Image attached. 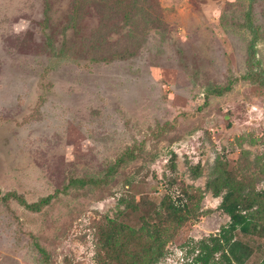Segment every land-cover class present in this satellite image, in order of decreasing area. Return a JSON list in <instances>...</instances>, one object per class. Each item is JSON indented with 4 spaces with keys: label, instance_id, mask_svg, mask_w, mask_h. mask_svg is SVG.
<instances>
[{
    "label": "rangeland",
    "instance_id": "obj_1",
    "mask_svg": "<svg viewBox=\"0 0 264 264\" xmlns=\"http://www.w3.org/2000/svg\"><path fill=\"white\" fill-rule=\"evenodd\" d=\"M251 65L264 72V0H0V189L29 202L60 190L39 212L0 205V264H95L104 217L138 227L149 212L121 197L205 191L217 159L262 190L264 85L206 92ZM128 149L100 186L66 187ZM221 199L205 191L157 264H194L195 243L229 222ZM261 210L242 264H264Z\"/></svg>",
    "mask_w": 264,
    "mask_h": 264
},
{
    "label": "trees",
    "instance_id": "obj_2",
    "mask_svg": "<svg viewBox=\"0 0 264 264\" xmlns=\"http://www.w3.org/2000/svg\"><path fill=\"white\" fill-rule=\"evenodd\" d=\"M250 44L254 47L255 38L251 39ZM254 57L255 53H249L248 62H252ZM241 79L264 85V72L255 71L251 65L244 75L231 78L225 84L210 87L206 90L207 95H223L232 90L234 83ZM32 117L28 116L24 121H29ZM133 157L134 152L128 149L109 166L103 177H71L66 187L100 186L124 161ZM172 160L170 168L174 171V156ZM127 183L131 184L130 181ZM194 190L191 192L185 187L169 186V190L158 203L147 197L140 200L134 195L131 198L121 197L120 201L125 208L139 211L141 207H146L149 212L143 214L138 227L129 226L118 217H104L97 225L95 264H157L165 255L166 241L172 238L178 227L184 225L190 217H195V207L205 191L222 198L219 207L230 219L216 233L195 243L193 248L197 254L193 258L194 264H242L251 255V248L241 236L260 232L261 224L258 219H261L264 188L259 191L255 188L247 189L245 181L237 178L227 168V162L217 159L212 174L207 177L206 190ZM58 192L60 190L29 202L16 190L3 193L0 189V205L10 208L11 201L16 200L25 208L39 212L52 203ZM37 245L41 257L47 258L45 248L38 243Z\"/></svg>",
    "mask_w": 264,
    "mask_h": 264
}]
</instances>
